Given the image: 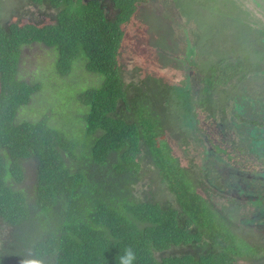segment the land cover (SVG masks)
<instances>
[{
    "label": "trees",
    "instance_id": "16d2710c",
    "mask_svg": "<svg viewBox=\"0 0 264 264\" xmlns=\"http://www.w3.org/2000/svg\"><path fill=\"white\" fill-rule=\"evenodd\" d=\"M27 1L44 5L42 12L49 20L35 18L33 21L30 17L26 22L15 21L0 27V71L4 88L0 100V218L12 226V240L19 244L14 251L0 245V264H25L32 259L41 264H120L127 249L135 253L133 264L229 261L230 249L218 248L222 243L230 245L234 238L228 222L223 221L227 210L221 201H226L228 194L217 192L216 196L222 200L216 203L211 196L216 191L209 185L206 169L200 167L205 174L193 178L185 172L187 166L181 169L174 162L179 160L177 156L176 159L169 156L172 149L168 143L160 142V131L165 129L159 116L169 114L172 110L169 103L175 102L181 111L176 115L188 126H179L182 147L186 149L204 140L231 163L235 159L233 152L223 147L216 137V127L223 125L225 118L237 128L239 138L248 136L241 130H251L253 135L261 130V137L254 140L264 143V97L259 96L257 84L264 83V33L259 30L264 27L251 31V27L242 23V27L236 28L234 19L226 13L231 30L208 22L201 43L189 32L194 25L186 24L187 32L180 35L185 44L182 52L160 59L171 62L174 69L180 68L183 81L176 83L163 75L162 79L153 77L158 87L155 95L149 90L151 76L146 74L145 80L126 84L119 63L125 25L147 0ZM259 1L264 4L263 0ZM46 9L50 12L46 13ZM173 22L177 27L181 25ZM208 42L211 48L201 51V44ZM31 43L43 44L57 52L55 69L61 74H67L73 61L82 55L89 72L103 75L100 87L85 89L77 99L87 108L82 114L86 132L99 134L90 150L91 165L108 171L112 177L109 187L116 192L123 190L120 209L100 200L101 192L96 200L86 196L85 174L76 169L81 147L49 125L50 114L33 122L16 120L19 108L40 90L39 83L24 80L17 68L21 45ZM248 78L257 84L254 86L257 93H247L251 89L244 85ZM196 79L202 85L195 95L189 96ZM232 80H241L243 91L234 94L236 84ZM139 104L140 120L132 112ZM143 149L173 194L175 204L137 194L135 185L141 180ZM245 159L250 165L260 160L247 154ZM24 161L25 165L31 162L35 167L32 202L27 200L25 190L19 188L25 176ZM236 163L241 167L244 161ZM242 171L252 178L256 174L263 176L255 170ZM246 201L259 204L256 213L264 210V197ZM43 211L69 213L72 221L61 228L52 227L44 234L38 227L33 238V233L24 230L38 219L43 222L46 218L41 216ZM34 212H39L38 216L33 217ZM8 244L4 246L8 248Z\"/></svg>",
    "mask_w": 264,
    "mask_h": 264
},
{
    "label": "rangeland",
    "instance_id": "374dc122",
    "mask_svg": "<svg viewBox=\"0 0 264 264\" xmlns=\"http://www.w3.org/2000/svg\"><path fill=\"white\" fill-rule=\"evenodd\" d=\"M19 2L20 0H0V9L1 11L3 9L1 12L2 18H9L7 17V11L19 8ZM22 8L26 10L24 3L20 6V9ZM29 9L30 11L33 10L32 7H29ZM219 11L225 13L220 14ZM45 12L49 13L50 10L46 9ZM226 13L231 19H234L236 28L242 27V23L247 25L248 28L251 27V31H255L257 27H264V4L259 0H147V2L141 3L138 12L125 25L126 35L119 53L121 73L126 84L138 82L142 78L145 80L144 75L148 74V76H151L149 81L150 94L157 95L158 87L152 81L153 77L162 79L161 75H163L166 79L176 83L183 81L180 68L174 69L171 62L164 63L160 59L182 52V47L185 44L182 42L180 35L182 32H187L186 24L194 25L189 29V32L190 34L193 33L198 38L197 40L200 39L201 43L203 42L201 36L208 27H205L208 22H216L218 25H224L228 30H231L232 27H229L231 22L225 17ZM31 16L34 17V15ZM48 20V17H46V21ZM173 20L181 25L177 27ZM144 28L147 29L146 33L143 32ZM259 30L264 33V29ZM235 31H238V29H235ZM189 37L191 40L190 35ZM209 48H211L209 42L201 44V51L209 50ZM26 50L22 72L26 77H30V81L39 83L40 90L30 96L28 104L19 108L16 120L33 122L44 114H50L49 125L63 132L70 140L81 147L80 152H77L78 164L76 169L85 174V183L88 187L86 196L90 195V199L96 200L98 198L97 194L101 192L100 200L110 202L112 206L120 209L124 201L123 190L116 192L112 186L109 187V181L112 177L108 171L104 169L97 170L91 165L90 150L93 140L99 134L93 135L86 132V124L82 120V114L87 108L77 99V95L85 89L100 87L104 79L103 75L89 72L85 67L86 60L82 55H79L73 61L67 74H61L55 69V60L58 55L53 48L36 44ZM144 51L147 54H143ZM171 61L173 62L172 58ZM251 80V78H248L244 83L246 86H251L247 93H255L254 86L258 84L259 96L264 97V83L258 82L256 84ZM232 82L236 84L234 94L243 91L241 80H232ZM195 85L189 96L195 95L196 90L198 92V87L202 83H198L196 79ZM147 92L149 93L148 90ZM169 105L172 106L171 112L164 117L159 116L161 126L165 129V131H160V134H162L160 142L166 141L172 149L169 156L173 159H176L177 156L179 161L174 160V162H178L181 169L187 166L185 172L191 173L193 178L202 173L200 167L206 169L205 173H207L209 185L211 184L210 186L216 191L211 195L213 200L216 203L222 200L221 197L216 196L217 192L228 194L226 201H221V203H223V209L227 210L232 219V225L229 226L243 236H250L251 240L252 238L258 240L259 232H264V213H256L255 208H258L259 204L245 202H247L246 199L256 200L257 197H264L263 176L256 174V177L252 178L253 176L249 173L238 169L230 160L226 159L223 153H219L208 146L204 140L200 144L194 143L184 149L180 143V127L185 128L188 126L176 115V112L181 113V111L176 108L175 102H170ZM255 105L259 109L260 105L258 103ZM242 110L248 115L249 112L246 109ZM132 112L136 114L134 116L138 120L141 119L142 108L140 104L136 105ZM157 113L155 116H151V120L155 119ZM235 129L231 126L228 118L223 120V125L220 124L216 127L218 142L221 141L223 147L233 153L234 150L231 149L233 145L240 147L239 137ZM218 142L217 144H220ZM202 145H205L206 148L204 149ZM236 151L241 154V150ZM245 157L246 154L243 158ZM140 160L142 161L141 180L135 185L139 197L144 195L147 197L153 196L157 200H169L175 204L173 194L170 193L166 184L161 180L160 174L154 164L147 158L144 149L140 155ZM34 168L33 163L27 162L25 167L26 178L19 186V188L25 190L29 202L33 200ZM119 188H122V186H119ZM196 188L200 189L199 186H196ZM38 213L34 212L32 216H38ZM68 214L63 212H52L50 214L43 211L41 216L46 217L45 220L41 223L39 219L36 220V223L31 225L30 228L26 225L27 228L24 227V231L29 234L33 233L34 238L38 227H41L42 234L55 226L61 228L72 221V217ZM80 214L78 217L85 221ZM76 220L74 222H77ZM7 230L6 228H0V245L5 244L3 239L7 234ZM234 242L238 247V254L251 253V250L244 247L239 239L234 237ZM18 246L19 244L12 240L9 242L7 249L14 251Z\"/></svg>",
    "mask_w": 264,
    "mask_h": 264
},
{
    "label": "flooded vegetation",
    "instance_id": "af4514ba",
    "mask_svg": "<svg viewBox=\"0 0 264 264\" xmlns=\"http://www.w3.org/2000/svg\"><path fill=\"white\" fill-rule=\"evenodd\" d=\"M23 3L25 4L26 10H23V8L20 9V6L23 5ZM29 7H32L33 10L30 11ZM42 8H44V5L40 6V5H36L34 3H30L27 0H20L19 8H16L13 11H7L8 12L7 17H9V18H2L1 12L3 11V9H2V11L0 9V27H4L8 23L15 22V21L19 22V23L26 22L25 20L30 19V17L33 21L35 20V18H40L44 21L46 19V17H45V15H43L44 12H42V10H43ZM31 15H34V17H32ZM24 18H25V20H24ZM36 44H40V43H31L28 45L23 44L20 47V58H19V61L17 64V68L19 70V72H18L19 75L24 80L29 81V79H30L29 76L26 77L25 74L22 72V68H24L23 65H24V60H25L26 52H27L26 49H28L30 46H33ZM0 68H2V67L0 66ZM3 94H4V88H3L2 83H1V71H0V100L3 97ZM240 132L242 134H247L248 136H245L246 138L245 137L244 138H238L240 148L237 145H235V146L233 145L231 147V149L234 150L233 155L235 157V159L233 160L234 161L233 164L238 169H242V170L245 169L246 171L255 170L256 172H261L263 175V178H264V143H260V142H257L254 140L255 138L258 139V137H261L260 136L261 130H258L259 133H256V135H253V132L251 134V130H246V129L241 130ZM237 148H239V150H241V154L236 151V150H238ZM244 154H247L249 156L251 155V157L256 156L257 158H260V160L257 163H255V165H250L248 163V160L243 158ZM236 161L237 162L244 161V164L241 167H239L237 165ZM25 164H26V161L23 162L24 170L26 167ZM25 178H26V171H25V176H24L23 180L21 181V184L24 182ZM6 181H9V183L11 185H14L13 181H10L9 178H7ZM245 203H247V202H245ZM259 212L264 213V210H260ZM224 213H225L226 219L223 221L228 222V227L234 233V237L239 239L240 243L244 247L249 248L251 250V253H246V254L239 253V254H237L238 253L237 252L238 247L235 245L234 238H233L232 239L233 242L228 246L225 243L218 245L219 249H222V248L225 250L230 249V253H231V255H230L231 259L229 258V261H223V263H221V264H264V232L263 231L259 232L258 240H254L253 238L251 240L250 236H247V235L243 236L242 234L238 233V231H236L234 228H231L230 226L232 225V219H231V217H228L229 214L227 213V211H225ZM0 228L8 229L7 234L4 236V239H3L4 243L8 244L13 238V231H12L13 228L10 225H6L3 222V220H1V218H0ZM4 245H1V248L7 249V247H5Z\"/></svg>",
    "mask_w": 264,
    "mask_h": 264
},
{
    "label": "clouds",
    "instance_id": "9594fccd",
    "mask_svg": "<svg viewBox=\"0 0 264 264\" xmlns=\"http://www.w3.org/2000/svg\"><path fill=\"white\" fill-rule=\"evenodd\" d=\"M135 260V253L131 249H127L125 254L120 258V264H133ZM25 264H41L39 260H27Z\"/></svg>",
    "mask_w": 264,
    "mask_h": 264
},
{
    "label": "water",
    "instance_id": "95a60500",
    "mask_svg": "<svg viewBox=\"0 0 264 264\" xmlns=\"http://www.w3.org/2000/svg\"><path fill=\"white\" fill-rule=\"evenodd\" d=\"M264 1V0H263Z\"/></svg>",
    "mask_w": 264,
    "mask_h": 264
}]
</instances>
